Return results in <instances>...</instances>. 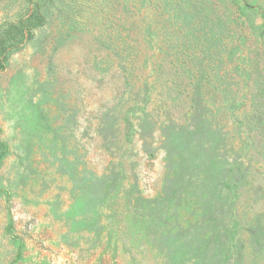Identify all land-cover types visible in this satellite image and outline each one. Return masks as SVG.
Returning <instances> with one entry per match:
<instances>
[{
    "label": "rangeland",
    "instance_id": "1",
    "mask_svg": "<svg viewBox=\"0 0 264 264\" xmlns=\"http://www.w3.org/2000/svg\"><path fill=\"white\" fill-rule=\"evenodd\" d=\"M0 264H264V0H0Z\"/></svg>",
    "mask_w": 264,
    "mask_h": 264
}]
</instances>
